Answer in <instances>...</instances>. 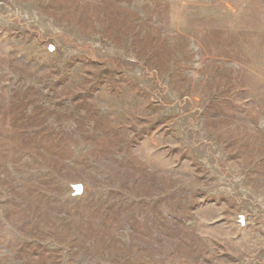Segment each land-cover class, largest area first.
Listing matches in <instances>:
<instances>
[{
	"label": "rangeland",
	"instance_id": "obj_1",
	"mask_svg": "<svg viewBox=\"0 0 264 264\" xmlns=\"http://www.w3.org/2000/svg\"><path fill=\"white\" fill-rule=\"evenodd\" d=\"M0 264H264V0H0Z\"/></svg>",
	"mask_w": 264,
	"mask_h": 264
},
{
	"label": "trees",
	"instance_id": "obj_2",
	"mask_svg": "<svg viewBox=\"0 0 264 264\" xmlns=\"http://www.w3.org/2000/svg\"><path fill=\"white\" fill-rule=\"evenodd\" d=\"M99 16H100V14L97 15V17H99ZM79 59L81 60L82 63H84V61H87L90 64H96L97 65L99 60H105L107 58H105V57L100 58V57L96 56L94 53L91 54V56H88V54L84 53L83 55H81V57H79ZM138 94L141 95L140 93H138Z\"/></svg>",
	"mask_w": 264,
	"mask_h": 264
},
{
	"label": "water",
	"instance_id": "obj_3",
	"mask_svg": "<svg viewBox=\"0 0 264 264\" xmlns=\"http://www.w3.org/2000/svg\"><path fill=\"white\" fill-rule=\"evenodd\" d=\"M50 50H51V48H50ZM71 187L74 190L75 195H80L82 193L83 187L81 184H73ZM240 223L243 224L242 216L240 217Z\"/></svg>",
	"mask_w": 264,
	"mask_h": 264
}]
</instances>
